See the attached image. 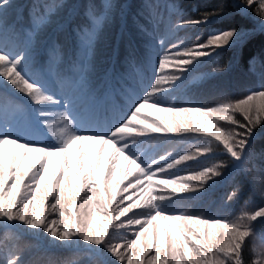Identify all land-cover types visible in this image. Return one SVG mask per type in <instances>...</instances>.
I'll return each mask as SVG.
<instances>
[{
  "label": "snow or ice",
  "instance_id": "6c2138e0",
  "mask_svg": "<svg viewBox=\"0 0 264 264\" xmlns=\"http://www.w3.org/2000/svg\"><path fill=\"white\" fill-rule=\"evenodd\" d=\"M18 7L15 0H0V229L6 238L46 234L51 248L86 252L99 257L98 264H248L246 247L264 241L258 231L264 205L232 219L174 205L200 199L225 169L264 200V151L255 150L257 129L264 132V87L210 104L177 102L176 96L188 75L226 53L238 61L257 39L264 42V0H216L195 16L166 6L175 19L146 3V14L136 13L139 22L122 60L117 53L124 71L113 68L102 77L93 58L113 21L112 0H89L82 6L85 23L74 26L72 17L81 9L65 0H34L26 24L23 12L9 23ZM65 9L77 58L66 72H55L53 92L47 76L63 52L59 46L47 50L37 67L42 54L35 42ZM161 24L165 31L157 37ZM193 29L188 44L179 33ZM137 36L146 38L143 51ZM255 60L250 57L249 65ZM225 70L217 66L204 75ZM119 97L127 98L123 114L106 131L98 130L97 116ZM178 143L192 150L155 154L159 145ZM218 154L228 159L186 174L169 172ZM239 191L237 184L227 200L238 199ZM253 251L251 264H264V243ZM0 255L3 264H25L19 251L3 245ZM48 264L76 261L50 258Z\"/></svg>",
  "mask_w": 264,
  "mask_h": 264
},
{
  "label": "trees",
  "instance_id": "16d2710c",
  "mask_svg": "<svg viewBox=\"0 0 264 264\" xmlns=\"http://www.w3.org/2000/svg\"><path fill=\"white\" fill-rule=\"evenodd\" d=\"M51 2V0H48ZM69 5H74L81 9L77 15L72 17V25L85 23V18L82 12V6L86 5L89 0H65ZM96 4H102L103 0H93ZM216 0H112L114 4L113 21L107 27L101 39L97 43L93 63L96 69L97 77H102L105 72H110L113 68L117 71H124L121 63L117 62V53L122 60L127 48V41L134 35L135 22H139L136 17L137 12L146 14L144 5L146 3L156 4L159 6L160 15L165 19H175V12L171 7L175 6L190 16L198 14V10H202L206 6H211ZM19 6L17 9L9 13V23L21 19L17 13L23 12V22L27 23L28 11L34 0H15ZM70 9L61 11L54 16L52 23L46 26L36 39L35 46L41 52V58L36 62L37 67L45 63L43 58L44 53L53 47L59 46L63 52L61 64L56 69L48 74L47 79L52 87L53 92L57 91L55 85L56 71H67L69 65L77 58V50L74 40L71 35V29L66 23L67 12ZM251 11V9L249 10ZM254 14L252 20H257ZM161 24L160 26H162ZM19 27V25H18ZM162 28V27H159ZM160 30V29H159ZM196 30L181 32L179 36L183 37L186 43L193 42ZM207 30H205L206 34ZM139 41L138 47L143 51L146 45L143 43L145 37H136ZM153 50V49H152ZM151 50V55H152ZM155 51V50H153ZM155 54L152 55L153 59ZM255 57L254 67L249 65L248 59ZM223 67L226 70L221 73H216L212 76L204 74L213 73L217 67ZM152 75L151 69L147 73V78L144 80V85L148 83ZM188 75V74H186ZM203 76L202 79H198ZM138 91H143V86H136ZM264 87V42L257 39L246 51L245 56L238 61H233L232 54L226 53L218 58L217 64L205 65L197 72L188 75L186 86L177 93V102L189 100L196 103L210 104L219 99L239 98L249 91L258 90ZM2 91V89H0ZM171 102V101H169ZM127 106V98L119 97L114 104L109 106L107 111H102L97 116L100 125V131H106L112 123L119 120L120 116ZM259 133L255 142V150L257 152L264 151V132L257 129ZM173 139L179 140L178 137ZM192 145L189 143H178L175 145H159L156 148V155L164 150H171L173 155H179L182 152L191 151ZM219 159L227 160L228 158L218 154L217 157H201L199 161H188L176 168L169 170L170 173H188L202 170L205 166H210L219 161ZM225 175L217 178L213 182V187L206 191L200 199L188 202L187 204H176L175 208L188 211L193 214H203L205 216L227 217L234 218L242 210H252L258 206L264 205V200H261L257 190L249 182H240V179L232 178L230 170H224ZM164 173L162 175H168ZM240 184L238 199L228 201L229 193ZM258 231L264 233V224L258 225ZM251 239V238H250ZM47 237L25 235L22 239L6 238V233L0 229V245L13 251H19L22 260L25 264H48V260L55 259L63 262L65 259H74L76 264H98L99 257L92 256L86 252L68 251L65 249H54L48 245ZM264 243L257 238L251 241V244L246 247L245 259L248 264L256 258L253 249L259 250L261 244ZM16 246L15 248L13 246ZM0 264H3V256L0 255Z\"/></svg>",
  "mask_w": 264,
  "mask_h": 264
},
{
  "label": "rangeland",
  "instance_id": "374dc122",
  "mask_svg": "<svg viewBox=\"0 0 264 264\" xmlns=\"http://www.w3.org/2000/svg\"><path fill=\"white\" fill-rule=\"evenodd\" d=\"M160 27H162V28H158L157 33H156L157 37L165 31V25L164 24L162 26H160ZM173 39H175V38H173ZM153 50H155V51H153ZM153 50H152V55L153 54L156 55L160 51V48H159V46H156ZM43 235L46 238V234H43ZM112 259H114V258H112Z\"/></svg>",
  "mask_w": 264,
  "mask_h": 264
}]
</instances>
